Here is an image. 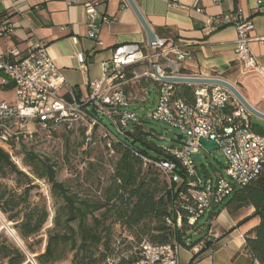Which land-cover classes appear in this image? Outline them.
Wrapping results in <instances>:
<instances>
[{"label": "built area", "instance_id": "built-area-1", "mask_svg": "<svg viewBox=\"0 0 264 264\" xmlns=\"http://www.w3.org/2000/svg\"><path fill=\"white\" fill-rule=\"evenodd\" d=\"M65 1L70 6L79 5L84 9L88 37L100 46L97 18L103 0ZM257 2L260 4L262 0ZM196 11L200 12V9ZM107 22L106 18L102 19V23ZM229 25L236 29L234 51L239 64L244 70L264 77V67H260L250 53L252 23L243 19L240 11L220 14L207 21L206 28L217 30ZM11 31L12 25L2 20L0 35ZM259 41L264 43V37ZM188 57L190 53L186 47L175 44L172 38H157L146 47L136 43L123 44L114 49L104 66L101 81L88 84L84 95L72 89L65 97L59 93L64 81L44 44L31 45L23 57L16 49L0 52V73L10 82L14 93L12 103L0 102V147L8 151L10 142L31 137L36 130L52 131L81 121L102 124L104 117L127 138L126 128L140 125V118L130 110L131 99L122 89L123 71L147 62L152 71L156 68L160 75L169 76L161 69V61L173 65ZM150 77L157 83V88L155 109L149 118L180 132L183 139L179 148L163 149V153L174 160L155 161L143 156L141 159L161 173L171 190L175 224L170 219L167 224L179 229L183 217L188 226L194 227L214 205L221 204L236 189L247 187L257 178L264 168V135L250 129V115L227 90L195 85L198 86L194 92L195 100L189 103L177 95L175 84L163 83L153 73ZM138 100L144 103L147 99ZM230 109L232 113H229ZM109 136L112 141H117L110 133ZM200 138L216 142L225 159V176L221 174L215 181L210 177L203 180L196 169L195 157L202 150ZM180 250L181 246L175 241L167 245L143 242L139 258L132 264H180Z\"/></svg>", "mask_w": 264, "mask_h": 264}, {"label": "crops", "instance_id": "crops-1", "mask_svg": "<svg viewBox=\"0 0 264 264\" xmlns=\"http://www.w3.org/2000/svg\"><path fill=\"white\" fill-rule=\"evenodd\" d=\"M134 2L158 39L172 38L190 53V57L177 64L167 65L161 61L165 74L225 80L234 85L254 109L264 114V77L244 70L237 61L235 27L206 28L207 21L216 16L240 11L242 18L250 20L253 26L249 33L250 53L259 66L264 67V43L259 41L264 37V0L260 4L257 0ZM98 13L100 46L88 37L85 11L79 5L70 6L65 0H0V24L7 20L12 25L10 33L0 35V52L16 49L23 57L31 45L44 44L64 81L59 93L68 97L74 89L84 95L88 84L103 79L104 66L115 48L131 43L148 45L146 34L126 0H103ZM103 18L108 22L102 23ZM0 77V87L12 90L7 78L1 73ZM253 214L252 206L220 210L209 221L202 241L181 246L180 264H259L251 261L245 250L246 234L259 224V218Z\"/></svg>", "mask_w": 264, "mask_h": 264}, {"label": "trees", "instance_id": "trees-1", "mask_svg": "<svg viewBox=\"0 0 264 264\" xmlns=\"http://www.w3.org/2000/svg\"><path fill=\"white\" fill-rule=\"evenodd\" d=\"M131 77L127 75L126 79ZM174 86L179 97L189 103L194 102V92L198 86ZM232 112L230 109L229 113ZM250 129L256 134L264 135L260 127L251 123ZM145 135L147 133L144 132L140 120V125L132 126L127 138L117 139L113 144L118 158L111 184L104 191L102 202L98 203L74 200L65 185L57 181L54 166L33 152L23 150L24 165L31 169L38 180H44L50 185L52 198L59 203L53 227L46 233L43 251L39 236L49 217L45 202L43 199L34 200L32 191L37 186L12 162L9 152L0 147V213L8 223L13 224V229L24 242L27 252L16 246L4 233H0V264H58L65 260L68 253H72L71 264H96L104 261L105 254L99 260L93 257L95 251L108 245L107 235L110 232L103 229L101 223L109 216L139 242L147 237L146 242L152 245H167L175 241L185 247L181 229L167 224L168 219L175 224L171 190L158 176L153 175L154 171H158L150 164L145 165L141 156L155 161L174 159L164 154L163 149H156V157H149L144 151L135 149L133 144ZM7 180H12L14 187H10L5 182ZM224 202L212 207L207 213L208 220H212L222 209L234 211L252 206L253 215L259 218V224L246 234L245 250L251 261L264 264V168L247 187L236 189L232 199L227 204ZM95 213H100L101 218L94 216ZM186 226L189 229L195 227L188 226L186 219L182 217L181 227ZM184 230L181 231L185 233ZM206 244L210 245L208 242ZM30 255L34 257L31 258ZM138 258L139 254L128 263L132 264Z\"/></svg>", "mask_w": 264, "mask_h": 264}, {"label": "rangeland", "instance_id": "rangeland-1", "mask_svg": "<svg viewBox=\"0 0 264 264\" xmlns=\"http://www.w3.org/2000/svg\"><path fill=\"white\" fill-rule=\"evenodd\" d=\"M152 73V68L147 62L142 66L124 70L122 89L131 99L130 110L134 111L140 118L143 130L147 133L133 145L135 149L144 151L149 157H156V149L179 148L182 141H178L175 137V135H180V132L162 122L153 121L149 118L156 105L155 83L150 77ZM127 75L132 77L126 79ZM143 97H146L147 100L140 104L138 99ZM12 99L14 100L13 91L3 90L0 87V102H10ZM250 123L264 130V120L251 115ZM131 128L132 126L129 125L126 131L130 132ZM107 130L118 140L124 138L116 127L104 117L102 124L81 121L60 126L52 131L36 130L31 137L12 141L11 146L7 147L12 162L19 170L27 174L33 184L37 186L32 191L35 196L34 200L43 199L46 205L49 217L39 236L42 240L41 251L45 247L46 233L53 227L59 203H56L52 198L50 185L44 180H38L32 174L31 169L24 165L23 150L33 152L37 157L54 166L57 181L65 185L69 195L74 200L98 203L102 202L104 191L111 184L114 165L118 158V154L113 150V144L117 141L111 140ZM158 137H162V139ZM198 158L200 161L196 162L195 166L203 180L210 177L215 181L219 173L225 176L226 162L220 150H213L210 153L201 150ZM153 175L158 176L161 182L167 184L160 172L154 171ZM5 182L10 187L15 185L12 180ZM232 197L233 194L225 200L224 204H227ZM94 216L101 218L100 213H95ZM101 224L103 229H108L110 232L107 235L109 242L107 247H100L95 251L93 257L95 260H99L102 254L106 255L104 261L96 264H129L130 260L138 257L140 245L148 241L147 237H143L142 241L139 242L127 229L114 222L112 216L102 220ZM208 224L209 220L205 215L198 220L194 228L181 227V230L185 229L184 231H186L183 233L180 230L185 246H191L202 241L207 235ZM0 233H4L10 241L27 253L24 242L17 237L13 229V224L8 223L1 213ZM30 257L33 258L34 255H30ZM71 260L72 253H68L65 260L58 264H71Z\"/></svg>", "mask_w": 264, "mask_h": 264}, {"label": "water", "instance_id": "water-1", "mask_svg": "<svg viewBox=\"0 0 264 264\" xmlns=\"http://www.w3.org/2000/svg\"><path fill=\"white\" fill-rule=\"evenodd\" d=\"M129 7L134 12L136 18L138 19L140 25L142 26L146 37L148 44L151 45L152 43L156 42L157 37L154 34V32L150 29L147 22L141 15V13L138 10V7L134 0H126ZM153 75L161 82L166 84H185V85H198V86H218L225 90H227L231 96L248 112V114L251 116H255L259 119L264 120V114L254 109L240 94L238 89L228 83L225 80L215 78V77H194V76H162L159 74L156 68L153 69ZM91 113L95 115V111L91 110ZM176 139L178 141H181L183 139V136L175 135ZM199 144L201 145L202 150H205L206 152L210 153L213 150H218V144L214 141H207L204 138L199 139ZM195 161L199 162L200 159L198 157H195Z\"/></svg>", "mask_w": 264, "mask_h": 264}]
</instances>
